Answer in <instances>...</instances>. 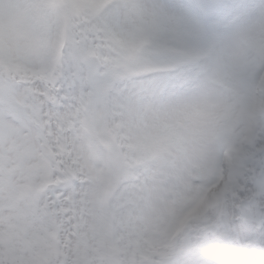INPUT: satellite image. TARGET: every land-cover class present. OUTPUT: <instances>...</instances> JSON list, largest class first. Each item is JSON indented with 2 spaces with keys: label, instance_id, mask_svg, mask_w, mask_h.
<instances>
[{
  "label": "clouds",
  "instance_id": "clouds-1",
  "mask_svg": "<svg viewBox=\"0 0 264 264\" xmlns=\"http://www.w3.org/2000/svg\"><path fill=\"white\" fill-rule=\"evenodd\" d=\"M199 3L0 0V264H222L192 249L264 159V0Z\"/></svg>",
  "mask_w": 264,
  "mask_h": 264
},
{
  "label": "snow or ice",
  "instance_id": "snow-or-ice-1",
  "mask_svg": "<svg viewBox=\"0 0 264 264\" xmlns=\"http://www.w3.org/2000/svg\"><path fill=\"white\" fill-rule=\"evenodd\" d=\"M193 7L208 16L217 11L216 0H200ZM229 194L234 203L226 211V198ZM262 200L264 159H254L252 166L247 169L237 164L231 172H221L208 206L220 211L224 223L211 226L192 252L203 254L209 261H221L222 264H264V236L261 235L264 232V208L260 207Z\"/></svg>",
  "mask_w": 264,
  "mask_h": 264
}]
</instances>
